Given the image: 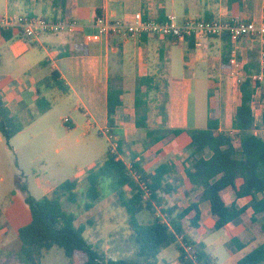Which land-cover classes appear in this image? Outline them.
Listing matches in <instances>:
<instances>
[{"label":"crops","instance_id":"0c3cea01","mask_svg":"<svg viewBox=\"0 0 264 264\" xmlns=\"http://www.w3.org/2000/svg\"><path fill=\"white\" fill-rule=\"evenodd\" d=\"M62 8L66 9L64 14ZM98 10L112 20L126 23L134 21L137 13L156 20L175 15L179 22L188 18L235 17L259 23L263 19L264 0H234L231 5L229 0H0V19L43 17L53 21H73L77 25L75 32L44 34L35 39H25L14 29H6L9 38L0 34V95L12 116L24 125L11 142L29 132L30 143L42 137L46 145L57 139L56 126L64 133L60 141L65 150L70 148V132L80 127L84 128V134L97 129L109 140L108 92L110 88L119 89L123 93L122 106L115 114L114 136L111 137L115 145L112 148L115 150L118 142L122 143L121 159L125 161L129 157L130 164L133 160L140 162L150 173L164 163L178 168L179 172L174 170L170 179L176 191L166 198L168 201V197L183 200L186 203L183 208H186L203 191L192 190L186 179L185 150L192 141L189 131L207 129L212 119L219 123V132L231 136L237 133L232 128L233 113L240 105L239 86L246 76L242 81L232 77L230 61L237 54L244 71L251 61H255L259 71L253 76L260 74L262 67L258 46L245 41L235 48L227 37L211 38L201 47L191 45L189 40L151 36H143L136 41L103 38L99 42H88L86 36L98 32L94 26ZM53 72H57L60 80L68 85L67 93L53 87ZM146 77H152V87L159 88L158 92L151 94L149 101L147 124L154 131V137L158 138L151 145H147V131L136 126V90L139 79ZM200 83H204L207 89V100L191 104L189 96ZM257 83L252 101V133L264 139V77ZM41 98L51 103V109L45 114H39L37 103ZM54 110L62 113L55 124L48 117ZM39 118L46 119L41 126L33 127ZM65 119L69 122L65 123ZM81 120L82 126L79 124ZM175 129L183 132L176 138H168ZM211 156L208 153L206 158ZM97 163L94 162L84 175L73 179L80 181ZM240 184L239 181L237 185ZM17 192L21 194V189ZM258 197L263 198L264 193ZM223 198L226 205L236 204L238 209H245L250 218L256 219L254 224L247 225L237 218L220 230L229 236L223 242L225 255L223 252L208 251L210 245H214V241H208L216 223L210 202L199 204L198 227H187L186 234L196 243L206 245L215 264H238L254 249L264 245V214H255L253 198H238L231 187L224 192ZM4 200L0 204V264H22L18 229L29 221L28 207L21 195L15 197L7 193ZM193 217L194 213H191L189 218ZM87 232L88 229L85 231L88 239ZM88 241L108 258L126 259L112 258L103 247L98 246V241ZM134 254L135 250L127 257L132 258ZM179 256L176 246H171L161 251L158 264H181ZM69 264H78V261L74 259Z\"/></svg>","mask_w":264,"mask_h":264},{"label":"trees","instance_id":"16d2710c","mask_svg":"<svg viewBox=\"0 0 264 264\" xmlns=\"http://www.w3.org/2000/svg\"><path fill=\"white\" fill-rule=\"evenodd\" d=\"M233 2L234 0H229L230 5ZM65 10L62 8L63 14ZM101 14L98 10L97 15ZM0 34L5 38L10 37L6 29L0 28ZM188 40L194 45L192 39ZM258 68L255 61L245 67L246 77L239 86L240 105L235 107L233 113L232 128L237 132L234 136L219 132V123L212 119L209 120L207 129L189 131L192 141L185 150V174L192 190H203L196 201L179 211L176 205L171 206L166 197L172 196L176 191L170 184V179L173 171L179 172V169L170 163H164L154 173H150L140 162L133 160L128 165L120 157L122 143L118 142L115 150L109 146L104 159L87 172L86 186L82 192L79 191V181L72 179L60 184L51 197L46 196L41 200L33 196L25 197L29 221L18 229L21 263L40 264L45 252L59 248L70 262L78 259V264H158L161 251L176 246L181 264H215L206 245L196 243L186 234L187 227H198L199 204L202 201L210 202L216 221L215 230L225 228L237 218L247 225L256 222L254 217L250 218L246 214L245 209H238L236 204L226 205L223 194L229 187L235 190L238 198L251 196L255 214H264V197H258L264 193V139L252 133V101L258 83L253 84L251 77L259 71ZM51 79L53 87L65 93L69 91L68 85L60 80L57 72L52 73ZM151 83H154L152 77L139 79L135 95L136 126L147 131V145L158 141L147 124L150 96L159 90L158 86L152 87ZM122 94L121 90L114 88H110L108 92L109 138L114 136L112 129L115 127L116 111L122 106ZM37 106L39 114H45L51 109V103L44 98L39 99ZM23 128V123L12 116L0 95V133L9 146ZM182 132L180 129L172 130L168 138H176ZM99 136L102 137V134L99 133ZM208 153L212 154L210 158H206ZM106 181H109L110 187L118 194L121 207L128 216L135 243L132 258H108L85 237L90 222L78 225L77 213L69 209L78 207L85 212L93 210L102 199V186ZM239 181L241 184L238 186ZM18 183L19 188L27 193V186L22 185L20 180ZM126 188L130 191L126 192ZM144 211L150 213L152 222H139L138 216ZM191 213H194L193 218H189ZM184 246L190 248V251L187 252ZM191 255L195 256V261L189 258ZM261 263H264V245L238 262Z\"/></svg>","mask_w":264,"mask_h":264},{"label":"rangeland","instance_id":"374dc122","mask_svg":"<svg viewBox=\"0 0 264 264\" xmlns=\"http://www.w3.org/2000/svg\"><path fill=\"white\" fill-rule=\"evenodd\" d=\"M204 86V83H200L191 92L189 96L191 104L194 101L207 100V89ZM77 113L79 114V112ZM61 114L60 111L54 110L48 117H51L50 121L55 124ZM44 119L46 118H39L33 127L41 126ZM79 124L82 126V120ZM55 130L57 139L46 145L45 139L42 137H37L30 143L29 132H24L14 142H10L9 146L0 133V178H2L0 180V204L4 203L7 193H12L15 197L21 195L22 198L33 196L37 200L46 196L51 197L54 191L52 188L58 187L67 180L78 179L84 175V172L94 162L104 159L109 145L111 147L115 145V140L99 136L97 129H92L88 134H84V128L80 127L70 132V148L65 150L60 141L64 138V133L59 126H56ZM125 161L130 165L129 157H126ZM85 178L86 176L79 181L80 192L85 189ZM19 179H21L22 185L27 186V193L21 190V194L18 195ZM125 190L126 192L130 191L129 188ZM102 191L101 201L91 212H85L78 207L69 209L77 213L78 225L90 222L87 228L88 239L92 242L98 241V246L103 247L108 256L129 258L127 256L134 253L135 243L132 229L128 224V216L121 207L118 194L110 187L109 181L103 184ZM168 199L171 206L178 207V211L183 209V205L186 204L183 200L169 197ZM138 220L141 224H148L152 221V217L149 212H143L138 216ZM228 239L227 232L214 230L208 241L209 243L214 241V245H210L208 251L210 253L223 252L225 255L226 248H224L223 242ZM118 250L119 252H117ZM40 264H69V259L66 258L62 250L53 248L44 253Z\"/></svg>","mask_w":264,"mask_h":264},{"label":"built area","instance_id":"2783aa9c","mask_svg":"<svg viewBox=\"0 0 264 264\" xmlns=\"http://www.w3.org/2000/svg\"><path fill=\"white\" fill-rule=\"evenodd\" d=\"M94 26L98 32L94 35L86 36L88 42H99L103 38H122L136 41L143 36L171 38L180 41L192 39L196 46H203L211 38L227 37L231 40L235 48L243 42L256 44L259 49V57L262 72L251 77L253 84L261 81L264 77V14L261 22L241 20L233 17H225L207 21L199 18H188L179 22L175 15H169L164 20L145 18L142 13L134 16V21L126 23L120 20H112L107 15H97L94 19ZM0 28L14 29L25 39H35L44 34H59L64 32H75L77 25L73 21L63 19L48 20L46 18H31L20 16L18 18L3 17L0 19ZM230 74L232 77L242 78L246 76L243 66H241L237 54L230 61ZM65 123L69 119L64 120ZM111 139V138H110ZM146 190V187L143 185ZM182 240V238H180ZM188 252L190 248L185 247ZM195 261V256L189 257Z\"/></svg>","mask_w":264,"mask_h":264}]
</instances>
